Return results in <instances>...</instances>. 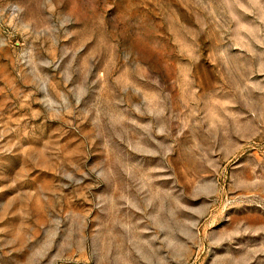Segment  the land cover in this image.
I'll list each match as a JSON object with an SVG mask.
<instances>
[{
  "label": "rangeland",
  "instance_id": "1",
  "mask_svg": "<svg viewBox=\"0 0 264 264\" xmlns=\"http://www.w3.org/2000/svg\"><path fill=\"white\" fill-rule=\"evenodd\" d=\"M0 264H264V0H0Z\"/></svg>",
  "mask_w": 264,
  "mask_h": 264
}]
</instances>
